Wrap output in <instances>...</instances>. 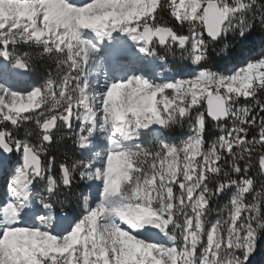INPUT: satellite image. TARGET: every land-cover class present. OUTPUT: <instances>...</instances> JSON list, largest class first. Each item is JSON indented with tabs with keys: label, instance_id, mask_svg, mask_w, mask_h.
Here are the masks:
<instances>
[{
	"label": "rangeland",
	"instance_id": "374dc122",
	"mask_svg": "<svg viewBox=\"0 0 264 264\" xmlns=\"http://www.w3.org/2000/svg\"><path fill=\"white\" fill-rule=\"evenodd\" d=\"M156 2L157 0H0V22L20 21L21 24L28 26V31L37 40L43 38L55 46L65 44L75 47V52L81 55V68L74 77L79 87V95L73 103L76 112H72L70 117L77 121L76 129L83 134L81 141L83 148L88 151L92 159L83 173L85 190L82 191L84 194L82 199L85 204L80 205L82 213L79 222H83L86 230L93 233V240L105 242L110 252L116 255L115 257L122 258L120 260L122 264H235V258H229L225 262L216 258L215 252L221 236L214 232V229L211 228L207 232L204 248L199 246L197 240L201 228L196 213L198 208L192 206L187 187L182 185L181 189H176V193L169 191L153 193L154 189L150 186L152 176L147 178L124 176L126 171L124 157L133 159L134 148L138 147V143L134 142L129 147L122 146L119 141L121 137L116 130L119 129L118 125H126L129 132L136 136L141 134L142 130L149 129L148 125L152 117H159L166 124L174 114L173 108L178 104L176 100L186 98L196 107L199 100H204L208 93H220V89L233 91L236 94H247L246 83L264 75V59L255 63L248 62L233 70L229 76L217 78L207 70L196 68L199 54L205 44L201 39L197 45L190 43V59L193 66L185 67L181 72L169 71L156 54L150 53L158 42L153 36L154 31L151 32L150 43L142 38L140 32L141 22L149 19ZM170 2L176 13H187L192 21L198 18L202 20L200 0H170ZM243 5L241 0L238 3H233L231 0L225 7H228L232 14L233 7L241 9ZM98 16H108V21L103 26L104 29H108L111 40H120L121 44L116 50H126L125 53H131V50L127 51L130 47V39L126 36L132 33L137 35L135 41L137 44L132 48L134 53L129 55V61L122 62L125 63V67L133 69L138 65L136 57L141 53H148L158 62L161 73L147 70L143 78H138L129 72L121 75L120 71H116L110 65L113 55L96 43L93 38L95 34L86 27L85 19ZM5 67L6 59L0 60V121L7 120L13 123L19 114L36 106L39 91L32 90L24 95L13 93L8 89L2 74ZM14 69L13 66L7 70L6 76L14 77L20 72V70L16 72V69L15 73ZM20 75L24 76V74ZM26 104L27 107H24ZM227 108L229 114H232L230 107ZM201 116L198 114L196 119ZM157 142L154 161L165 159L173 162L178 156L180 175L185 174V177L195 181L201 172L200 164H202L201 160L197 161L198 148L182 142L168 144L161 139ZM219 144H223L222 139ZM13 145L14 161L0 167L2 194L0 222L3 215L9 211L17 217L25 210L30 211L32 208L30 202L38 208L45 205L44 209L34 210L38 214L34 217L40 222V226L32 223L29 227H16L15 233L8 234L41 239L46 245L43 251L47 253L59 240L75 237L77 233L52 231L53 222L57 225L54 221L56 217L60 219L62 215L64 217L62 220H65L70 216L67 213L65 215L64 212H54L49 208L42 199V193L35 189L34 171L32 169L25 171L23 168L24 145L22 143ZM47 168L43 166L37 177L44 183H47L45 182ZM158 170L156 168V171ZM18 174L27 176L28 190L20 189ZM136 181L139 182V186L134 189L133 185ZM155 181L161 185L162 180L158 181L155 178ZM123 185L127 187L125 190ZM113 186L117 188L116 196L115 193L112 195L116 190L110 191ZM93 187L96 188V192L88 195V191ZM172 203L184 204L186 207L185 215L181 218L182 223L178 222L176 217L165 216H169L167 209ZM154 204L157 208L155 213H151ZM39 211H45L48 215L41 216ZM49 213L56 217L51 218ZM147 215L154 217L158 225L153 221L149 222L159 228L157 232H161L154 242L136 237L142 235L141 229L144 227V220L148 218ZM193 216L197 221L195 227L192 222ZM71 219L69 223L73 226ZM119 220L127 223L128 227L135 226L138 229L132 228L129 232L119 225ZM2 227L0 223V229ZM64 233L66 234L63 235ZM6 240L9 242L11 236L5 239V242ZM234 245L239 247L236 243ZM0 250H2L1 246Z\"/></svg>",
	"mask_w": 264,
	"mask_h": 264
},
{
	"label": "trees",
	"instance_id": "16d2710c",
	"mask_svg": "<svg viewBox=\"0 0 264 264\" xmlns=\"http://www.w3.org/2000/svg\"><path fill=\"white\" fill-rule=\"evenodd\" d=\"M206 1L208 0H200L202 7ZM215 1L221 7L231 2ZM239 1L232 0L233 3ZM241 1L243 8H238L227 19L217 42H211L203 36L205 44L199 54L197 70H207L214 77L221 78L229 76L233 70L247 62L264 59V0ZM145 24H149L152 30L157 27L169 28L176 36L187 38L183 46L168 40L162 47L156 42L154 50H151L169 71L181 72L185 67L193 66L189 39L191 24L187 13H176L170 0H157L149 19L141 22L140 32ZM27 27L20 21L0 22V60L6 59L2 74L8 89L13 93L24 95L38 89L39 95L36 106L19 114L15 122L0 121V130H5L9 145L22 143L33 148L42 160V167H48L47 176L50 179L48 185L34 177L35 189L42 193V197L52 208L66 210L73 218L78 219L82 211L78 207L77 193L82 189V173L92 161L88 151L81 147L83 134L76 129L78 123L74 119L68 129L63 121H57L54 130L49 134L50 144L45 143L44 134L39 130L41 123L51 117L58 119L67 113L76 112L73 103L79 95V87L74 77L81 68V55L75 52V47L65 44L55 46L43 38L37 40ZM4 50L6 58L1 55ZM18 62L26 76L7 77V70ZM250 84L247 95L219 90L227 98L228 106L233 112L222 122L214 123L205 117L203 99L199 100L196 107L186 98L176 100L178 104L173 108L174 114L164 125L160 135L141 133L140 145L133 152L132 174L133 178H147L154 174L157 139L162 138L169 144L177 143L187 134L191 124H194L196 115L202 114L204 145L219 146L220 157L215 162V167L207 170L204 175L207 185L206 205L198 219L201 228L198 244L204 248L206 234L210 228H214L221 235L215 252L219 261L235 258L233 255L236 254L235 260L239 264H264V172L260 161L264 158V75L254 78ZM181 108L183 112L180 115ZM220 139L223 144L218 145ZM13 161L14 159L11 163ZM63 166L68 170V186H64L62 182L60 168ZM239 176L248 177L252 181L250 190L240 199V220L243 225L238 240L253 241L245 254L233 242L225 246L223 240L228 228L227 200L230 188L227 184L233 177ZM155 208L156 204L151 212L155 213ZM167 211L169 216L165 215L166 217H176L182 223L181 218L185 215L186 207L184 204L172 203ZM194 217L193 227L197 223ZM170 236L174 238L173 235Z\"/></svg>",
	"mask_w": 264,
	"mask_h": 264
},
{
	"label": "built area",
	"instance_id": "2783aa9c",
	"mask_svg": "<svg viewBox=\"0 0 264 264\" xmlns=\"http://www.w3.org/2000/svg\"><path fill=\"white\" fill-rule=\"evenodd\" d=\"M191 25L190 39L192 43L197 45L201 42V39L203 40L201 18H198L196 21H192ZM246 84V91H248L251 88V85L248 82ZM202 123V116L195 119V122L194 124H191L188 133L184 136V138H181L177 142L188 143L193 145V148H198L197 161L201 160L202 164H200L201 172L195 181H191L190 177H185V174L180 175L179 171L181 169L178 164L180 158L178 156L175 157L173 162L166 161L165 159L156 160V164L154 165L159 170L156 171L155 175L150 177L152 179L150 186H152L155 190L161 188L163 191H169L172 193L174 191L173 189L179 184H182L185 188L187 187L186 190L190 192L189 197L191 198L190 202L192 206L198 208L196 211L197 214L206 205L207 185L204 181V175H206L207 170L215 167V162L218 157H220V153H218L219 147L217 148L216 144H211L210 146L205 147L204 138L202 137L204 124ZM146 131L150 132L149 129ZM140 136V133L134 136L133 133L129 132L127 139H123L121 137V145L126 146L128 144H134V142L139 144ZM123 142H127V144H122ZM123 163L126 168V173L128 170L132 169L133 159L131 157H124ZM188 174H190V172ZM154 177L157 178L158 181L162 180L161 185L159 182L155 181ZM251 182V179L248 177H233L230 181L231 192L229 200H227L229 204V212L227 213L228 231L225 234V240L227 241L226 244L228 245V241L232 237V240L244 249V251L247 250L248 246L251 245L252 242L241 243L237 240L242 228L241 225H243L240 220L239 213L241 210L240 199L250 189ZM190 183L193 184L189 185ZM112 188H110L111 192H113ZM95 192L96 188L93 187L87 194L92 195V193L94 194ZM83 195L84 194H82V192L79 193L78 199L81 205L85 204L82 199ZM27 211L28 210H25L21 214L20 221L25 225H31V220L27 217ZM39 214L41 216L48 215L45 211H39ZM53 214L57 215L56 213ZM55 217L56 216H54V218ZM54 221L57 222L56 226L60 227L61 230L67 231L68 233L74 231L77 234L75 237H67L63 241L59 240V242L54 244L52 250L47 253L43 251L46 247L45 243L38 238L30 239L22 236H15L13 234L9 245L7 246L5 239L8 237L7 235H10L8 233H15V228L18 226L14 223V220H9V222L2 221L1 223L3 224V227L0 229V246L2 247V250H0V264H122L120 262L122 258L115 257L116 255L110 252L109 248L105 245V242L93 240V233L86 230L83 222H75L72 226L68 221L62 220V215L60 219L56 217ZM6 224H9L8 228H5L4 225ZM69 225H71V227L68 230ZM144 235L146 234L144 233Z\"/></svg>",
	"mask_w": 264,
	"mask_h": 264
},
{
	"label": "water",
	"instance_id": "95a60500",
	"mask_svg": "<svg viewBox=\"0 0 264 264\" xmlns=\"http://www.w3.org/2000/svg\"><path fill=\"white\" fill-rule=\"evenodd\" d=\"M238 10L237 7L232 9V12L235 13ZM203 15V31L204 36L211 42H217L222 35L223 28L228 21L230 16V11L228 7H221L220 4L215 0H208L205 2V5L202 7ZM154 31V37L158 41L159 45L162 47L166 44L168 40L172 43H178L180 46H183L186 37H178L175 33L169 28L157 27L154 30L151 29L149 24H145L141 31L142 38L150 43L152 40L151 32ZM6 44L4 43V48ZM6 58V52L4 50L3 54ZM20 63H16V67H19ZM20 68V67H19ZM227 98L224 97L221 93H208L204 99L205 107V117L210 121L217 123L222 122L228 119L229 112L227 108ZM183 109H180V115L182 114ZM71 113L67 115L60 116L58 119L56 117H51L50 119L44 121L40 125V130L44 134L43 139L46 144H50L49 134L54 130L58 120H61L67 126V129L71 127L73 120L71 119ZM164 120L159 117H152L148 126L152 131H162L164 129ZM14 157L13 146L9 145L5 130H0V167L5 166L6 164L12 161ZM261 167L262 172H264V158H261ZM22 164L25 171L32 169L36 178L39 176L40 169L42 166V160L36 152L30 146H24ZM61 175L62 182L64 186H68L69 183V174L66 167H62ZM229 185H227L228 187ZM235 264H238L237 262Z\"/></svg>",
	"mask_w": 264,
	"mask_h": 264
},
{
	"label": "bare ground",
	"instance_id": "6f19581e",
	"mask_svg": "<svg viewBox=\"0 0 264 264\" xmlns=\"http://www.w3.org/2000/svg\"><path fill=\"white\" fill-rule=\"evenodd\" d=\"M107 18H108V16H103V17L98 16V17H94V18H91V19H85L86 27H87V29H89V31H92L93 34H95L97 36V38H99L101 40L102 45H104L106 49H109V53L113 55V60H111V61H114V59H115L116 61L119 60V61H122V62H127V61H129V58H130L129 55L134 53L133 52L134 50L132 48H133V46H135L137 44L135 42L137 40V35H134L132 33V34H129L128 36H126V37H129V39H130L129 40L130 47H129V49L127 51L131 50V53H125L126 50H116L118 48V46H120L121 43H120V40H117V41L116 40L115 41L111 40L110 36L108 35V33H109L108 29H104L103 24L108 21ZM89 38H91V36ZM104 43H106V45ZM146 67L150 68L149 65H147ZM15 70H16V72H18V70H20V72L17 73V75L18 74H23V70L22 69L15 68L14 72H15ZM24 107H27V104ZM118 128H119L118 134L121 135V137L123 139H127V137L129 136L128 127L126 125H118ZM18 175H19L18 176V180H19V183H20V186L19 185L18 186L20 187V189L22 188L23 191L28 190L27 189V185H26V183L28 181L27 176H21V174H18ZM112 189L116 190L114 187ZM114 193L116 195V191L113 192V195H114ZM1 195L2 194L0 193V196ZM1 200H2V197H1ZM5 215H6V218H5ZM5 215H3L4 216L3 217V221H6L9 218L11 220L12 219L15 220V215H14L13 212L9 211ZM28 221H30V220H28ZM149 221L150 222L153 221V222L156 223V221L152 217L148 216V218H146L144 220V222H143L144 223L143 230L148 232L150 235L155 236L156 234H158L155 231L157 229H159V228L158 227L156 228L155 225L154 226L151 225V223ZM153 227L156 228V229H154ZM57 229H61V228L57 227ZM61 231H64V230H61Z\"/></svg>",
	"mask_w": 264,
	"mask_h": 264
},
{
	"label": "flooded vegetation",
	"instance_id": "af4514ba",
	"mask_svg": "<svg viewBox=\"0 0 264 264\" xmlns=\"http://www.w3.org/2000/svg\"><path fill=\"white\" fill-rule=\"evenodd\" d=\"M130 178V177H129ZM133 186H135V187H137L138 186V182L136 181V183L133 185ZM125 187H123V189H124ZM131 188H133V187H131ZM123 192V191H122ZM124 193V192H123Z\"/></svg>",
	"mask_w": 264,
	"mask_h": 264
}]
</instances>
